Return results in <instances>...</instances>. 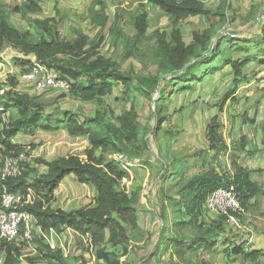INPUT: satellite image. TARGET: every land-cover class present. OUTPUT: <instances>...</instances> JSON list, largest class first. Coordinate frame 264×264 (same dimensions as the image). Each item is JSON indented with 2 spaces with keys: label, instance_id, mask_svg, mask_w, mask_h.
I'll return each instance as SVG.
<instances>
[{
  "label": "trees",
  "instance_id": "1",
  "mask_svg": "<svg viewBox=\"0 0 264 264\" xmlns=\"http://www.w3.org/2000/svg\"><path fill=\"white\" fill-rule=\"evenodd\" d=\"M146 1L158 7L172 25L169 32L159 29L152 32L154 47L151 54L157 59L160 69L158 73L138 76L132 71L121 70L119 63L100 53L102 35L97 40H90L88 35L75 30V38L66 40L55 29L52 18L35 17L30 18L32 28L39 35V38L34 39L32 30H20L9 22V13L26 16L28 13L40 12L41 7L37 0H25L13 6L0 4V54L3 49L11 48L25 57L32 55L34 61L70 80L69 93L82 101L107 97L113 93L114 85L118 83L122 84L126 95L137 91L152 99V93L167 73L174 74L177 83L191 82L212 76L228 65L232 70L230 74L232 87L225 93L223 97L225 99L235 92L238 83L249 80L243 72L245 66L258 63L264 67V22L259 27L260 34L249 35L251 37L236 39L233 38L235 36L228 35L218 37L214 42L212 40L214 32L210 29L193 30L191 41L186 43L183 40L180 23L189 17H209L211 12L204 3L201 0ZM90 2L93 11L92 21L104 31L110 21L104 13L105 4L103 0ZM219 15L223 17L224 13ZM131 20L135 30L134 43L137 45L147 35V12L140 9ZM112 23L108 32L111 31ZM228 50L231 52L227 53ZM243 54L246 56H240ZM132 55L134 52L130 54ZM2 60L0 55V63ZM29 62L32 61L29 59L21 62V68ZM14 83L12 77L11 89L4 91L0 96L1 159L24 152V145L14 141L17 134L32 136L40 130L49 132L61 129L70 136L85 137L88 147L84 150V158L69 154L52 160L36 158V166L21 163V175L17 178H7L6 189L22 194L21 209L32 215L34 226L40 232L54 231L59 234L66 228L71 229L86 240L83 249L93 254L100 264H132L126 258L130 243L127 226L137 227L135 201L125 188L119 189L118 186L128 177L126 160L140 158L148 147L146 138L148 130L140 125L134 106L130 104L128 109L117 116L115 124L105 117V111L91 116L68 110L61 111L58 108L47 110L44 103L38 101L32 94L13 90ZM189 88L190 84L181 86V89ZM160 89L156 91V93L159 91V98L155 104L165 100L166 92ZM222 105L223 102L219 104L220 110ZM5 111L15 114L14 116L9 114L6 122L2 116ZM219 126L218 116H212L205 126L206 147L201 150L199 157L201 161L207 162L209 150L213 151L214 156L231 152L232 172L206 165L184 180L190 162L171 155V161L167 162L166 169L170 168L168 171L170 177L177 176V180L169 185V189L176 187L177 197L167 196L172 211L169 215L161 213L166 225L161 229L156 241L154 254L160 248L168 249L170 245L178 246L176 248L178 254L200 247L210 250L216 246L222 237L224 227L228 225L226 214L218 213L213 219L207 218L206 200L214 190L232 186L240 195L244 212L257 204L256 199L254 203L252 199L261 193L264 194L260 184L253 178L254 171L247 169L238 160L240 153L245 151L248 152L249 158L252 157V150L248 148L245 150L248 144L247 137L239 136L236 143L229 147L219 131ZM160 145L162 147L161 143ZM104 153L121 154L123 158L107 159ZM37 167H42L43 170ZM67 176H72L78 183L93 189L95 195L91 203L73 210L52 207L51 204L55 200L54 191ZM1 191L0 186V194ZM166 216L169 220H166ZM168 226L176 232L170 234L166 232ZM180 230L188 231L190 237L178 234L177 231ZM186 242L189 244L183 247ZM222 242L226 244L222 252L228 258L232 254H241L245 259L264 255V249H248L246 241L237 244L232 239L224 238ZM37 249L43 253L44 260L57 259L61 264H65L61 249L53 250L44 243L38 244ZM22 263L37 264L34 256L23 253V246L19 242H6L0 239V264ZM79 264L89 263L82 259Z\"/></svg>",
  "mask_w": 264,
  "mask_h": 264
},
{
  "label": "rangeland",
  "instance_id": "2",
  "mask_svg": "<svg viewBox=\"0 0 264 264\" xmlns=\"http://www.w3.org/2000/svg\"><path fill=\"white\" fill-rule=\"evenodd\" d=\"M24 1L0 0V4L13 6ZM37 1L41 7L40 12L28 13L26 16L9 13V22L20 30H32L34 39H37L39 35L32 28L30 18H52L55 29L66 40L75 38V30L88 35L90 40H97L102 35L100 53L119 63L123 71H132L138 76H144L158 73L160 70L157 59L151 54L154 47L152 32L156 29L169 32L172 25L163 12L151 4L144 3L143 0H103L104 13L110 21L107 23V28L102 31L101 27L92 21L93 11L90 0H87L85 5L83 1L78 0ZM201 1L211 14L207 18L194 16L181 21L180 29L186 43L191 41L193 30L210 29L214 32L212 34L214 42L218 37L228 35L240 38L260 34L259 27L264 22V0ZM221 6L224 7L219 9ZM140 9L147 12L148 30L141 42L135 45V30L131 18ZM219 13H224V16L221 17ZM111 22L113 25L108 32ZM132 52L134 55L130 56ZM229 52L231 50L227 51ZM1 55L3 63H0V96L4 91L11 89L10 79L13 77L15 82L13 90L32 94L38 101L44 103L47 110L58 108L61 111L68 110L91 116L105 111V117L116 124V117L128 109L130 104L134 106L140 125L148 130L146 135L148 147L140 158L126 160L128 177L118 186L119 189L125 188L134 197L137 213V227L127 226L130 235L129 251L126 256L128 261L132 264H264V255L245 259L241 254H232L228 258L222 252L226 245L222 242L224 238L232 239L237 244L246 241L248 249L261 247L264 249V196L260 197L254 207L241 214L240 227L233 225L224 227L221 239L218 238L219 242L212 249L200 247L178 254L176 250L178 246L170 245L168 249L160 248L154 254L156 241L161 229L166 225L161 213L165 212L169 215L172 211L167 196L177 197L176 187L169 189V185L177 180V176L170 177L168 173L170 168L166 169L167 162L171 161V155L190 162L184 180L206 165L216 167L218 170L232 171L231 152L214 156L213 151L209 150L208 161L200 160V152L206 147L205 126L212 116H218L219 131L223 134L227 146L232 147L241 135L247 137L248 144L245 150L247 148L252 150V157L249 158L248 152L245 151L240 153L238 160L247 169L253 170V178H259L264 186V67L262 65L250 63L245 66L243 72L249 80L238 83L235 92L225 99H223L225 93L232 87L230 76L232 70L228 65L212 76L191 82L177 83L176 76L167 73L152 93V99L137 91L126 95L122 84L118 83L114 85L111 95L94 101H82L70 94L69 90H39L33 82L24 83L19 80L21 70L29 67L33 61L22 68L20 63L29 60L32 55L25 57L11 48L3 49ZM186 84H190V88L181 89V86ZM160 88L166 92L165 100L155 104L159 98V91L157 93L156 91ZM221 102H223L222 110L219 109ZM9 114L15 115L13 112ZM9 114L6 111L3 113L4 122L8 120ZM14 141L24 145V159L21 162L32 166H36V158L52 160L69 154L84 158V150L88 147L85 137H73L61 129L49 132L40 130L32 136L17 134ZM104 154L107 159L123 158L121 154ZM2 163L3 159L0 158V169ZM37 168L43 170L42 167ZM54 192L55 200L51 204L52 207L65 210L87 205L92 202L95 195L91 187L78 183L72 176L65 177ZM205 208L207 218L213 219L218 215L216 211L206 206ZM166 217V220H169V217ZM166 230L169 234L176 232L169 226ZM177 233L184 237L191 235L184 230ZM33 234V239L25 241L19 238L18 242L23 246V253L34 256L37 264H61L57 259L44 260L43 253L37 249L40 243L48 244L53 250L61 249L65 264H79L82 259L89 264H100L93 254L83 249L86 240L71 229L66 228L59 234L54 231L42 233L34 226ZM187 244L189 243L186 242L182 246L185 247Z\"/></svg>",
  "mask_w": 264,
  "mask_h": 264
},
{
  "label": "built area",
  "instance_id": "3",
  "mask_svg": "<svg viewBox=\"0 0 264 264\" xmlns=\"http://www.w3.org/2000/svg\"><path fill=\"white\" fill-rule=\"evenodd\" d=\"M19 78L24 83L33 82L39 90L61 89L67 91L71 87L70 80L63 78L56 71L47 68L38 61H33L27 69L20 73ZM23 155L24 153L7 156L0 169V186L2 187L0 239L6 242H14L19 238L25 241L32 239L34 219L28 211L21 209L22 194L8 191L4 183L7 178H17L21 175ZM206 207L219 214H226L228 226H241L240 216L244 210L240 203V195L232 186L214 190L207 197Z\"/></svg>",
  "mask_w": 264,
  "mask_h": 264
},
{
  "label": "crops",
  "instance_id": "4",
  "mask_svg": "<svg viewBox=\"0 0 264 264\" xmlns=\"http://www.w3.org/2000/svg\"><path fill=\"white\" fill-rule=\"evenodd\" d=\"M79 2H84V5L87 3V0H78ZM144 1V3H147V4H150V3H148L146 0H143ZM152 6H154L153 4H151ZM155 8H157V9H159L158 7H156V6H154ZM160 10V9H159ZM161 11V10H160ZM162 12V11H161ZM164 14V13H163ZM164 16L169 20V18L164 14ZM170 21V20H169ZM148 30V29H147ZM135 32V31H134ZM147 34V33H146ZM3 58V57H2ZM0 110H2V108L0 107ZM8 114H9V112H8ZM230 172H232V171H230ZM255 176V175H254ZM259 184H260V186H261V189H262V191H264V186L261 184V182H260V179L259 178H257L256 177V179H255ZM263 186V187H262ZM263 196H264V194H259L257 197H255L254 199H252V203H254V201H255V199H256V202L258 203V200H260V197H262L263 198ZM254 207V206H253ZM250 209V208H249ZM262 248V247H261ZM261 248H257V249H261Z\"/></svg>",
  "mask_w": 264,
  "mask_h": 264
},
{
  "label": "clouds",
  "instance_id": "5",
  "mask_svg": "<svg viewBox=\"0 0 264 264\" xmlns=\"http://www.w3.org/2000/svg\"><path fill=\"white\" fill-rule=\"evenodd\" d=\"M0 55H1V54H0ZM1 56H2V55H1ZM28 57H29V56H28ZM2 59H3V58H2ZM29 59H30L31 61H34V58H33L32 56H30ZM2 63H3V60H2ZM31 64H32V63H31ZM27 68H28V67H27ZM27 68H26V69H27ZM21 72H22V70H21ZM57 73H58V72H57ZM58 74H59V73H58ZM19 75H20V74H19ZM19 80H20V78H19ZM23 153H24V152H23ZM6 157H7V156H6ZM6 157H5V158H6ZM5 158H4V159H5ZM4 159H3V161H4ZM21 163H23V162H21ZM21 166H22V165H21ZM5 182H6V181H5ZM5 182H4V183H5ZM5 185H6V184H5ZM8 191H9V190H8ZM1 192H2V191H1ZM11 192H13V191H11ZM33 228H34V226H33ZM16 241L18 242V240H16Z\"/></svg>",
  "mask_w": 264,
  "mask_h": 264
},
{
  "label": "water",
  "instance_id": "6",
  "mask_svg": "<svg viewBox=\"0 0 264 264\" xmlns=\"http://www.w3.org/2000/svg\"><path fill=\"white\" fill-rule=\"evenodd\" d=\"M154 101V100H153Z\"/></svg>",
  "mask_w": 264,
  "mask_h": 264
}]
</instances>
